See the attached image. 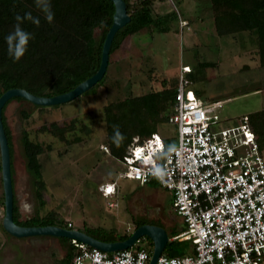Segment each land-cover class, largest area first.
Masks as SVG:
<instances>
[{
  "label": "rangeland",
  "instance_id": "obj_1",
  "mask_svg": "<svg viewBox=\"0 0 264 264\" xmlns=\"http://www.w3.org/2000/svg\"><path fill=\"white\" fill-rule=\"evenodd\" d=\"M211 1L156 0V13L164 16L175 12L178 21H171L167 32L142 30L127 37L119 50L110 56L111 64L104 85L77 99L57 106H36L26 100H12L7 104L3 115L11 136L13 169L21 200L31 201L27 195L29 177L21 145L22 132L27 130L30 138L45 149L39 158L48 189L44 193L42 213L57 210L63 219L73 222L75 230L83 229L87 224L91 228L103 229V236L118 240L131 235L136 223L132 221L122 193L117 199H110L99 192L101 183L116 180V171L120 167L107 153L99 150L105 143L102 110L106 104L124 99L129 94L141 96L151 90L159 91L164 85L175 88L182 70L187 68L190 73L184 74L185 79H190L191 89L198 90L199 98L211 106V122L217 127L229 128L237 125L236 121L243 116L264 110V69L259 65H239L242 60L249 62L248 58L244 60V55H233L248 41L244 40L243 44L232 42L230 37H217L214 30L213 14L224 17L225 9L231 5L229 1L235 4L239 0ZM180 20H186V25L180 26ZM252 31L247 29L244 32L253 36ZM100 35L101 30L96 29L94 37L98 39ZM229 42L232 43L229 45ZM223 46L231 48L223 49ZM215 48H220L219 54ZM255 51L256 48L250 53L255 54ZM216 57L221 59V65H210L209 68L202 65L208 60L214 62ZM23 113L28 117L24 118ZM73 119L76 121L74 129L64 136L67 142L41 131L44 125L67 124ZM85 126L90 130L87 134L82 132ZM159 129L162 135L174 136L169 125ZM109 202L117 205L111 208ZM37 207L39 204L35 202L33 208ZM145 221L143 225L158 226L168 237L185 230L168 199H163L160 204L157 219ZM139 241L149 253L152 251L149 238L142 237ZM57 243L53 241L52 244L54 261L65 254ZM16 260L22 262V252L18 253Z\"/></svg>",
  "mask_w": 264,
  "mask_h": 264
},
{
  "label": "trees",
  "instance_id": "obj_2",
  "mask_svg": "<svg viewBox=\"0 0 264 264\" xmlns=\"http://www.w3.org/2000/svg\"><path fill=\"white\" fill-rule=\"evenodd\" d=\"M126 5L130 22L120 29L112 42L110 56L119 50L122 42L142 30L150 33H163L168 31L171 21H178L176 13L161 16L156 13V0H123ZM213 1V0H212ZM224 13V21L228 18L233 26L238 25L241 16L245 17L244 26L253 29L256 51L252 54L256 57L259 67L264 69V0H239L235 4L229 1ZM54 19L49 23L44 13L36 5V0H0V96L11 89L25 90L36 97L51 98L70 92L80 83L96 73L100 65L102 45L105 36L112 25L114 5L109 0H51ZM30 12L33 17H38L39 25L30 21L22 24V27L33 33L27 52L19 60L14 59L7 51L5 37L12 32L16 24L17 14L23 16ZM230 15L233 17L230 18ZM237 17L238 19H235ZM172 19V20H171ZM235 20V21H234ZM243 26V25H242ZM101 30L98 39L94 37V31ZM110 57H109V64ZM209 68L210 65H205ZM107 76L92 87L89 91L104 85ZM199 96V93H196ZM14 98L9 100L3 108ZM175 100V88L167 86L162 90H151L141 96L129 94L124 99L116 100L103 107V124L105 126V143L107 153L111 158L122 161L133 138L139 137L140 142L149 138L151 134H158L164 142V152L160 155L163 159L168 150L174 145L176 129L169 122ZM27 118L28 114L23 113ZM246 119L256 138L259 150L264 154V110L245 115L237 123ZM5 135L8 140L10 157L12 162V144L10 132L2 117ZM75 119L69 123H50L41 127V131L47 132L57 139L66 141L65 134L74 129ZM118 125L125 139L120 147L112 142L113 126ZM169 125L173 129V137L162 135L160 126ZM88 127L82 128V132L89 133ZM67 142V141H66ZM21 145L26 160V170L31 177L35 199L41 207L45 205L44 193L46 185L42 175L40 156L44 154L41 143L34 142L27 130L22 132ZM50 149V146L46 147ZM159 158V157H158ZM1 169V167H0ZM11 173H13L11 163ZM13 219L15 224L22 227H47L57 226L65 229L68 223L64 221L57 211L52 210L43 216H36L24 221L18 219V209L14 201ZM136 228L143 225L142 221L135 222ZM185 230L172 233L166 245L164 254L168 257L182 255L191 252L189 241H177L172 238L180 235ZM103 229L85 227L84 233L92 238L111 243L124 241L130 235H125L118 240H112L103 236ZM68 244L63 264H72V260L78 253V248L68 239L61 238ZM152 246V243H149ZM142 248L141 242L133 249ZM151 253V252H150Z\"/></svg>",
  "mask_w": 264,
  "mask_h": 264
},
{
  "label": "built area",
  "instance_id": "obj_3",
  "mask_svg": "<svg viewBox=\"0 0 264 264\" xmlns=\"http://www.w3.org/2000/svg\"><path fill=\"white\" fill-rule=\"evenodd\" d=\"M187 72H181L169 117L174 145L162 159L158 134L142 144L135 137L120 161L124 178L155 181L170 192L172 209L185 225L172 240L189 241L191 252L163 254L157 264H264V156L246 119L229 128L211 122V106L189 88ZM108 189L102 190L106 197L113 194ZM71 242L78 248L72 264H149L151 257L144 246L133 249L140 241L112 253Z\"/></svg>",
  "mask_w": 264,
  "mask_h": 264
},
{
  "label": "crops",
  "instance_id": "obj_4",
  "mask_svg": "<svg viewBox=\"0 0 264 264\" xmlns=\"http://www.w3.org/2000/svg\"><path fill=\"white\" fill-rule=\"evenodd\" d=\"M231 17L232 16L230 15V18ZM245 17L242 15L240 17L241 19L238 20L239 27L238 26L234 27L230 23L232 19L230 20L228 18L226 21H224V17H222L221 15L214 16L213 14L214 28H215L214 30L216 32L217 37L223 38L227 36L231 38L232 42H239V43L242 42L243 44L244 40H247L248 44L245 47L239 48L240 50L239 52H233L234 53L233 55L234 57H237V56L243 57L242 55H244L243 57L244 60H246L245 58H248L249 62L245 63L242 60L239 65H259L255 56L251 57L250 55H248L250 52H252L253 49L256 48V44H255L254 37L249 35V33L247 35L244 32L245 30L250 29L249 26H244L245 21H246ZM235 19H238V18L235 17ZM180 21L186 22V20H180ZM227 26L229 30L227 29ZM240 33L242 34L241 37L239 36ZM232 42H229L228 44L230 45ZM224 47L226 46H223L222 48L224 49ZM230 48L231 47L228 46L227 49H230ZM215 50H217V54H219L220 48H215ZM245 55L247 56L245 57ZM221 64H222L221 59L216 57V59H214V62L211 60H208L206 61V64H202V65H221ZM189 73L190 72H187L186 74H189ZM187 80L189 83V88L191 89V81L189 78H187ZM193 92L195 94L199 93L198 90H194ZM199 96H200V93H199ZM101 147H105V146L101 145L99 147V150L105 153V151H103ZM111 160H114L120 164V167H118L120 171L119 170H118L119 172L116 171L117 176L115 179L117 180V182L116 180H110V181L101 183L99 185V192L104 198H106V196L102 194V190L106 187L111 188L112 189L111 191H113V194L110 196H107V198L109 197L110 199L114 197L117 199L118 195H121L122 193L123 198L126 203V207L128 209V212L131 215L133 222H138V221L147 222L145 221L147 219H150V220L157 219L158 211L160 209V204L162 203L163 199H168L172 207L173 197L170 192L161 188L155 181H152L149 184L144 185L136 181L124 178L122 176V174L125 171L123 164H121V162L113 158H111ZM11 163H12V169H13V159ZM11 174H12L14 201L18 209L19 221H24L32 217L45 215L48 212V211L46 212L44 211V214L42 213V209L45 207V205L43 207L39 205L37 209L33 208L37 200L35 199L30 175L28 174L29 191L27 195H28V198L31 197L30 198L31 201L28 200L26 202L24 200H21V198L18 196V192H17L18 184L15 179L14 169H13V173ZM120 182H122V185L119 184ZM3 200H4V197H3L1 169H0V206L2 205V207H3ZM109 203L117 205V203H113V202H109ZM57 213L62 218L61 214L58 211ZM3 216H4V209L2 212H0V264H19L20 262L18 263L16 260L19 252L23 253V260H22L23 263L21 262L20 264H63V260L65 259L66 253L68 251V244L65 243L61 238H56V237H51V236H31V237H25V238L13 237L9 235L8 233H6L5 230L3 229V226H2ZM63 220L66 221L67 223H71L72 228L69 230H75L73 228L74 225L72 221H70L69 219H63ZM86 226L88 227V225L85 224L83 229H80L79 231L84 232V228ZM53 241L58 242L57 245H59V249H62L65 252L63 257H59L55 261H54V250L52 247ZM19 248L21 251H19Z\"/></svg>",
  "mask_w": 264,
  "mask_h": 264
},
{
  "label": "water",
  "instance_id": "obj_5",
  "mask_svg": "<svg viewBox=\"0 0 264 264\" xmlns=\"http://www.w3.org/2000/svg\"><path fill=\"white\" fill-rule=\"evenodd\" d=\"M109 1H111L114 5L112 25L105 36V40L102 45L100 65L94 75L80 83L70 92L51 98L36 97L21 89H11L4 92L0 96V167L4 197V216L2 220V226L6 233L16 238L51 236L68 239L70 241H74L107 253L129 250L137 244L140 238L146 237L152 242V251L149 264H157L158 259L164 254L166 245L169 242V237L166 231L158 226L149 224L141 225L136 228L133 233L124 241L104 243L79 230H69L57 226L22 227L15 224L13 219L14 192L11 174V157L2 120L3 108L9 100L14 98H21L36 106H57L66 104L89 91L103 79L107 72L110 48L113 39L116 33L130 22V17L127 14L125 2L123 0Z\"/></svg>",
  "mask_w": 264,
  "mask_h": 264
},
{
  "label": "clouds",
  "instance_id": "obj_6",
  "mask_svg": "<svg viewBox=\"0 0 264 264\" xmlns=\"http://www.w3.org/2000/svg\"><path fill=\"white\" fill-rule=\"evenodd\" d=\"M36 5L44 13L45 19L51 23L54 19V12L51 6V0H36ZM16 24L12 32L8 33L5 37L7 44V51L14 59L19 60L27 52L30 41L34 38L33 33L25 30L22 24L30 21L34 25H39L40 20L38 17H33L30 12L25 13L23 16L17 14L15 17ZM125 139V136L120 131L118 125L113 126L112 142L116 147H120Z\"/></svg>",
  "mask_w": 264,
  "mask_h": 264
},
{
  "label": "snow or ice",
  "instance_id": "obj_7",
  "mask_svg": "<svg viewBox=\"0 0 264 264\" xmlns=\"http://www.w3.org/2000/svg\"><path fill=\"white\" fill-rule=\"evenodd\" d=\"M111 190H112L111 188L108 189V191H111Z\"/></svg>",
  "mask_w": 264,
  "mask_h": 264
}]
</instances>
